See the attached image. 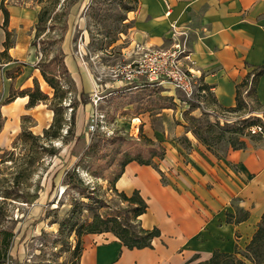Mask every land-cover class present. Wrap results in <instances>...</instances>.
Masks as SVG:
<instances>
[{"label": "rangeland", "instance_id": "1", "mask_svg": "<svg viewBox=\"0 0 264 264\" xmlns=\"http://www.w3.org/2000/svg\"><path fill=\"white\" fill-rule=\"evenodd\" d=\"M139 4L50 0L44 7L35 43L43 68L57 57L46 70L58 90L44 85L49 99L41 103L53 111V127L37 134L29 130L32 121L11 149L0 152L4 264H80L87 237L95 235L87 227L97 218H117L139 232L140 203L125 201L115 181L131 160L158 168L164 158L154 155L165 147L151 129L186 149L191 142L183 132L191 133L216 156L264 144L262 136L249 133L264 125V108L253 94L243 92V106L231 111L215 106L210 91L187 97L167 83L136 88L122 81L119 70L135 58V50L127 49L133 27L128 15ZM65 42L86 89L65 64Z\"/></svg>", "mask_w": 264, "mask_h": 264}, {"label": "crops", "instance_id": "2", "mask_svg": "<svg viewBox=\"0 0 264 264\" xmlns=\"http://www.w3.org/2000/svg\"><path fill=\"white\" fill-rule=\"evenodd\" d=\"M49 1L0 0L1 153L13 147L28 123L34 121L29 130L37 134L52 123V110L44 104L30 107L29 97L20 94L35 81L47 93L35 39ZM128 19L133 23L129 52L139 44L169 47L183 33L194 70L221 109L236 108L240 86L249 82L241 88L243 98L252 84L249 75L264 68V0H140ZM63 50L70 74L86 89L68 42ZM255 99L264 108V74L257 79ZM151 132L165 147L164 159L158 168L129 163L116 189L129 196L140 193L148 205L141 226L158 229L160 236L151 247L129 249L112 233L91 235L80 264H207L215 252L242 258L239 253L251 244L264 217V144L216 156L191 133L183 132L191 142L186 149L165 132Z\"/></svg>", "mask_w": 264, "mask_h": 264}, {"label": "trees", "instance_id": "3", "mask_svg": "<svg viewBox=\"0 0 264 264\" xmlns=\"http://www.w3.org/2000/svg\"><path fill=\"white\" fill-rule=\"evenodd\" d=\"M44 9L42 10L40 16H39V23H38V29L41 28V25L45 22V16H44ZM39 37V31L37 30V36L36 39ZM37 46V44L35 43ZM55 57L48 65L46 68H51L52 64L54 61H56ZM46 68H43L40 64V71L41 74L47 84H49L55 91L58 90L57 85L50 79L48 72ZM264 74V68H262L259 72L254 73L253 76L249 75L248 79H252V84H251V89L248 95H254L255 97V89H256V82L257 79ZM249 84L248 81H245L239 88L238 91V97L239 101L236 106V108L230 109L231 111H237L241 109L243 106V103L245 102L244 99L242 98V91L241 88L247 86ZM205 91H210L209 88H207L204 84L202 86L201 92ZM212 93V92H211ZM21 95L28 96L29 97V106H36L38 104L44 103L48 101L49 96L41 91L40 85L38 82L35 81V86L34 88H29L24 90L23 92L20 93ZM65 99V98H64ZM256 100V99H255ZM53 127V125L50 127V129ZM24 133V131H23ZM196 134V133H195ZM54 137H58V135H55ZM245 143H243L244 145ZM245 148V147H243ZM243 148H236V149H243ZM166 151L164 148H162V151H160L158 154L154 155L155 157H161L163 159L165 157ZM134 161H128L124 166L117 177L115 184L119 177L123 174L125 167ZM139 164L142 165H152L150 162H138ZM117 190V189H116ZM118 191V190H117ZM121 196L125 199V201L128 202H135L138 201L140 203V207L136 210L135 217L139 221L140 225V231L139 232H134L130 227L122 224L119 222L117 218H110L107 220H104L102 218H97L96 221L90 225H88V233L89 234H102V233H112L114 234L117 238L121 240V242L129 249H143L147 247L152 246V242L155 238L160 236V231L158 229L154 230H145L140 223V216L143 215L148 208V205L146 201L141 197L140 193L138 191H135L131 196L121 193ZM245 217V216H244ZM79 250L81 249L80 245L77 247ZM83 250L81 251L80 256H82ZM242 258L238 257V254H222L220 252H215L211 260L207 264H245V260H251L256 262L257 264H262L264 262V217L263 221L253 238V241L251 244L247 247L245 252L239 253ZM5 261L2 257H0V264H4Z\"/></svg>", "mask_w": 264, "mask_h": 264}, {"label": "built area", "instance_id": "4", "mask_svg": "<svg viewBox=\"0 0 264 264\" xmlns=\"http://www.w3.org/2000/svg\"><path fill=\"white\" fill-rule=\"evenodd\" d=\"M183 37V33L175 35L174 42L169 47L137 45L135 59L119 70L122 81L136 88L156 87L167 83L187 97L201 93L203 82L194 70L188 41ZM249 133L264 138V125L250 127Z\"/></svg>", "mask_w": 264, "mask_h": 264}]
</instances>
